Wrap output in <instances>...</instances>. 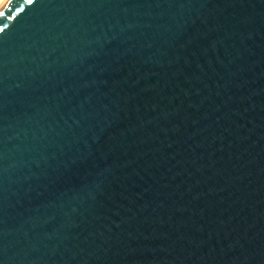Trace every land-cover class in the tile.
<instances>
[{"label": "water", "instance_id": "95a60500", "mask_svg": "<svg viewBox=\"0 0 264 264\" xmlns=\"http://www.w3.org/2000/svg\"><path fill=\"white\" fill-rule=\"evenodd\" d=\"M5 25L0 264H264V0H12Z\"/></svg>", "mask_w": 264, "mask_h": 264}, {"label": "snow or ice", "instance_id": "6c2138e0", "mask_svg": "<svg viewBox=\"0 0 264 264\" xmlns=\"http://www.w3.org/2000/svg\"><path fill=\"white\" fill-rule=\"evenodd\" d=\"M36 2V0H24V3L27 5H34ZM12 3V0H5L3 6H0V17L4 16V10L8 9L9 4ZM7 27V25L0 27V33H3L5 31V28Z\"/></svg>", "mask_w": 264, "mask_h": 264}, {"label": "bare ground", "instance_id": "6f19581e", "mask_svg": "<svg viewBox=\"0 0 264 264\" xmlns=\"http://www.w3.org/2000/svg\"><path fill=\"white\" fill-rule=\"evenodd\" d=\"M5 0H0V5L4 2Z\"/></svg>", "mask_w": 264, "mask_h": 264}]
</instances>
